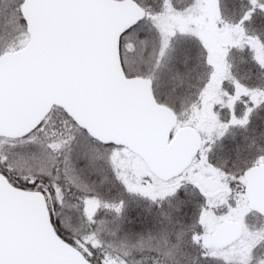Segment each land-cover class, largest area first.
Returning <instances> with one entry per match:
<instances>
[{
	"label": "snow or ice",
	"instance_id": "snow-or-ice-1",
	"mask_svg": "<svg viewBox=\"0 0 264 264\" xmlns=\"http://www.w3.org/2000/svg\"><path fill=\"white\" fill-rule=\"evenodd\" d=\"M0 264H264V0H0Z\"/></svg>",
	"mask_w": 264,
	"mask_h": 264
}]
</instances>
